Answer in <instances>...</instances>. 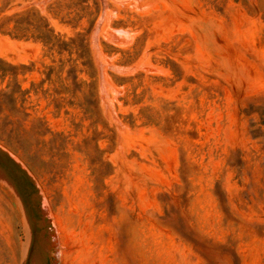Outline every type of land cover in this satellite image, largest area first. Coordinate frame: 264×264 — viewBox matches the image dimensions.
I'll return each instance as SVG.
<instances>
[{"label": "rangeland", "instance_id": "obj_1", "mask_svg": "<svg viewBox=\"0 0 264 264\" xmlns=\"http://www.w3.org/2000/svg\"><path fill=\"white\" fill-rule=\"evenodd\" d=\"M0 150V264H264V0H0Z\"/></svg>", "mask_w": 264, "mask_h": 264}, {"label": "water", "instance_id": "obj_2", "mask_svg": "<svg viewBox=\"0 0 264 264\" xmlns=\"http://www.w3.org/2000/svg\"><path fill=\"white\" fill-rule=\"evenodd\" d=\"M0 179L12 186L19 195L28 217L32 215V206L36 208L41 218L39 199L35 195V189L26 172L0 150ZM35 224V220H32ZM31 252L27 254L26 264H29Z\"/></svg>", "mask_w": 264, "mask_h": 264}, {"label": "flooded vegetation", "instance_id": "obj_3", "mask_svg": "<svg viewBox=\"0 0 264 264\" xmlns=\"http://www.w3.org/2000/svg\"><path fill=\"white\" fill-rule=\"evenodd\" d=\"M34 219H37V220H39L40 219V217H39V213H38V211L36 210V208L34 207V206H32V215L29 217V220H30V222H31V227H32V236H33V240H34V236H35V226H36V220H35V224H33L32 223V220H34ZM43 226H41L40 228H42ZM32 247V246H31ZM32 249L33 248H30V252L32 251ZM38 250H40V247L39 248H37ZM40 252H41V250H40ZM47 253V251L45 250L44 252L42 251V256H43V258H44V256H45V254Z\"/></svg>", "mask_w": 264, "mask_h": 264}, {"label": "bare ground", "instance_id": "obj_4", "mask_svg": "<svg viewBox=\"0 0 264 264\" xmlns=\"http://www.w3.org/2000/svg\"><path fill=\"white\" fill-rule=\"evenodd\" d=\"M40 245H37V248H39ZM36 264H41V257H42V253H40V250H37L36 251Z\"/></svg>", "mask_w": 264, "mask_h": 264}]
</instances>
